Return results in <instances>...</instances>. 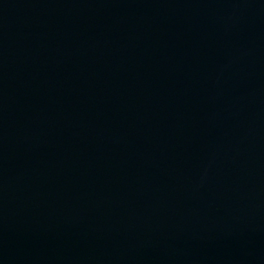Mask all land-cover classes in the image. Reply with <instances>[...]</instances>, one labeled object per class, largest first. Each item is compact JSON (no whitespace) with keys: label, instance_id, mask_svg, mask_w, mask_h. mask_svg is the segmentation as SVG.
Here are the masks:
<instances>
[{"label":"water","instance_id":"95a60500","mask_svg":"<svg viewBox=\"0 0 264 264\" xmlns=\"http://www.w3.org/2000/svg\"><path fill=\"white\" fill-rule=\"evenodd\" d=\"M0 264H264V0H0Z\"/></svg>","mask_w":264,"mask_h":264}]
</instances>
